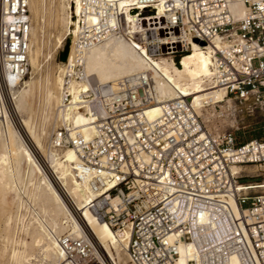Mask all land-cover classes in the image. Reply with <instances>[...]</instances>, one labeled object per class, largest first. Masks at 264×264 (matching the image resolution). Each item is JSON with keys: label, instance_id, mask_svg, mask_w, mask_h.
<instances>
[{"label": "built area", "instance_id": "obj_1", "mask_svg": "<svg viewBox=\"0 0 264 264\" xmlns=\"http://www.w3.org/2000/svg\"><path fill=\"white\" fill-rule=\"evenodd\" d=\"M232 1L134 0L129 25L126 7L83 0L82 17L72 16L75 55L65 64L60 110L90 111L94 133L87 140L64 124L53 134L52 148L76 151L73 171L87 185L86 208L117 236L129 232L131 264H177L180 247L190 243L195 259L188 264H264V0H242V19L230 12ZM89 14L99 21L88 23ZM32 28L30 0H0L5 91L20 87L29 74ZM115 35L143 47L149 61L165 58L175 65L194 43L204 48L212 61L208 87L226 91L222 105L238 107L240 122L261 117V137L242 143L233 131L212 132L192 96L163 102L161 116L149 121L146 109L159 102L150 71L123 77L116 87L93 82L75 99L73 83L87 79L85 53ZM63 194L81 230L58 238L64 263L117 264Z\"/></svg>", "mask_w": 264, "mask_h": 264}, {"label": "bare ground", "instance_id": "obj_2", "mask_svg": "<svg viewBox=\"0 0 264 264\" xmlns=\"http://www.w3.org/2000/svg\"><path fill=\"white\" fill-rule=\"evenodd\" d=\"M82 1L83 0H75V7H69L67 19L65 18V22H67L66 38L58 37L56 43L54 44V51H50L46 56L44 55L43 50L47 44V38L45 40L43 36L37 34V26H34V24L32 28L29 51V70L32 71V75L41 71V58L43 55L45 59H54L55 55L60 51L62 53L66 45L69 44L67 61L60 63L59 75L55 83V86L59 89L60 93L64 82L63 72L65 64L75 55L76 31H73L72 26L74 25L76 28L77 23L72 19V16L76 15L80 18L82 17ZM104 1H114L115 4L122 9L123 7H126L127 23L131 25V23L135 22V11H130L133 8L129 7L132 5L131 2L134 0ZM33 4H35L34 0H30V11L31 9L33 10ZM35 9L39 10L36 7ZM230 12L237 19H242L246 12L242 0H233L230 5ZM85 20L90 24H96L99 21V18L96 15L89 14L85 15ZM46 46H48V44ZM145 56L146 52L143 47L137 46L135 42L128 41L123 35L112 36L102 44L91 48L85 53V69L87 79L84 82L73 83L72 94L74 98L76 99L80 92L88 90L93 82L96 84H109L116 87L118 80L123 77L139 72L150 71L152 73L156 89L159 93V102L158 104L146 109V116L149 121L156 120L161 116V106L163 102L175 100L178 95L192 96V105L201 117H203L201 115L203 110H205L206 113L210 110L209 108H204L205 103H209V105H211V110L215 111L216 105H220V103L227 100L225 98L226 91L224 89L210 90L212 88L208 87L210 82L209 80H211L212 76V61L210 55L199 45L194 43L193 51L184 55L179 65H175L173 62L165 58L149 61ZM1 81L2 74L0 76V83ZM21 85L24 86L23 89H21L20 86L17 90L14 89L11 90V92L21 91V100H24L32 93L34 84L32 81L24 80ZM49 98L52 102H50L51 105L53 104L54 109L56 110L55 125L61 122H64L65 125L69 123L73 132L80 134L87 140L92 138L94 133L93 123L95 120L90 111H73L64 113L60 110L61 98L58 94L56 92H50ZM52 119L54 118L52 117ZM15 136L16 135L12 134L10 130L6 129L0 138V195L4 204L10 203V201L7 200V196H9L11 192L16 191L14 180L16 178V173H18V163L15 161L19 158V156L27 153V147L25 146L24 140L19 136L20 139L18 145H16ZM52 160V164H54L55 169L59 174V180L62 185L57 181L58 179H56L52 173L51 175L54 183L62 195L52 184H43V182H45L43 179L41 180L42 184L38 186V195L44 202L42 210L44 212H50L55 219L52 225L53 237L50 234L51 229H49L50 233L39 237L37 242L40 244L42 242L45 243L44 251L46 256L51 258L55 264H65L64 256L59 249L57 241V236L65 230L63 225L57 221V217L59 215L68 214L73 221V231L66 234H81L78 219L69 208L63 194V192H65L73 201L75 208L80 211L82 219L90 226L107 255L111 259L115 260L117 264H121V262L115 257V253L119 255L120 248L125 247L128 263L131 264L127 254V248L130 240L129 232L126 231L125 233L117 236L107 223L97 220L95 216L86 208V203L90 199L87 185L80 184L73 171V166L78 162L76 151L73 148H69L64 150L60 155H54ZM235 170L239 171V168L237 167ZM12 220L13 218L9 214L5 219V223L9 225ZM179 253L180 258L177 261V264H188L189 260L195 259V248L191 243L182 245ZM12 255L13 258L19 259L21 262L29 261L25 253L14 251ZM232 263L237 264V261L233 260Z\"/></svg>", "mask_w": 264, "mask_h": 264}, {"label": "rangeland", "instance_id": "obj_3", "mask_svg": "<svg viewBox=\"0 0 264 264\" xmlns=\"http://www.w3.org/2000/svg\"><path fill=\"white\" fill-rule=\"evenodd\" d=\"M34 3L33 10L31 9L33 24L37 26V34L43 36L45 40L47 38L46 43L48 46L46 44L43 50L46 56L50 51H54V44L58 37L66 38L67 22H65V18L67 19L69 7H75V0H34ZM35 7L39 10H36ZM44 55L42 56L43 60L41 58V71L32 75V71L29 70V74L25 78V80L32 81L34 84L32 93L28 95L29 98L21 100V91L9 92L0 87V138L2 133L8 129L16 135V145H18L21 137L27 147V153L19 156L15 161L18 163V173H16L14 180L16 191L7 196L10 203L4 204L0 195V264H55L45 254V243H37L42 235L51 232L50 234L53 237L52 225L55 221L50 212L42 210L44 202L38 195V186L42 184L41 180L43 179L45 181L43 184H52L60 193L51 175L52 173L60 182L59 174L54 164H52V158L71 147L62 151L52 148L53 134L65 124L60 121L61 123H58V126L55 125L56 110L53 104L51 105V100H49L50 92H56L61 98L60 91L55 86L59 75V65L62 62L60 59L61 51L51 60L45 59ZM253 64L257 68L259 61H255ZM20 86L21 89L24 88L23 85ZM220 105L224 107L218 108L217 111L208 110L207 113L203 110L201 113L204 123L212 132L233 131L242 143L261 137L259 133L261 117H245L242 123L239 120L242 113L238 107L234 104L222 105L220 103ZM250 169L255 171V168ZM260 179L257 178L252 181ZM9 214L13 220L7 225L5 219ZM57 221L65 228L57 236L58 241V238L63 234L72 232L74 225L68 214L59 215ZM49 229H51L50 232ZM121 248L119 255L115 253V257L121 264H129L125 247ZM14 251L25 253L29 261L21 262V260L13 258Z\"/></svg>", "mask_w": 264, "mask_h": 264}, {"label": "water", "instance_id": "obj_4", "mask_svg": "<svg viewBox=\"0 0 264 264\" xmlns=\"http://www.w3.org/2000/svg\"><path fill=\"white\" fill-rule=\"evenodd\" d=\"M197 42H198V40H197ZM202 44L204 45V43H202ZM68 50H69V44L66 45L64 51L61 53L60 59H61L62 62H66L67 61Z\"/></svg>", "mask_w": 264, "mask_h": 264}]
</instances>
